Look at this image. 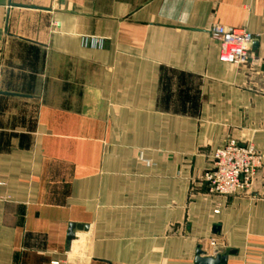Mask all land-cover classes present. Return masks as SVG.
Returning <instances> with one entry per match:
<instances>
[{
	"label": "crops",
	"instance_id": "crops-1",
	"mask_svg": "<svg viewBox=\"0 0 264 264\" xmlns=\"http://www.w3.org/2000/svg\"><path fill=\"white\" fill-rule=\"evenodd\" d=\"M230 138L264 159V0H0V264H264V166L203 181Z\"/></svg>",
	"mask_w": 264,
	"mask_h": 264
},
{
	"label": "built area",
	"instance_id": "built-area-1",
	"mask_svg": "<svg viewBox=\"0 0 264 264\" xmlns=\"http://www.w3.org/2000/svg\"><path fill=\"white\" fill-rule=\"evenodd\" d=\"M210 34L219 46V61L222 64L235 69L253 65L255 39L251 33L215 25ZM263 166V156L253 146L229 139L213 153L212 167L204 174L203 181L213 196L229 198L246 195ZM211 246L216 248V242H211Z\"/></svg>",
	"mask_w": 264,
	"mask_h": 264
},
{
	"label": "water",
	"instance_id": "water-1",
	"mask_svg": "<svg viewBox=\"0 0 264 264\" xmlns=\"http://www.w3.org/2000/svg\"><path fill=\"white\" fill-rule=\"evenodd\" d=\"M254 46H257V44H255ZM88 230L89 228L84 226H76V225L71 226L69 231V238H68L69 244H71L76 240L77 232H84ZM234 255H236V252L231 251L229 252V254L219 255L216 256L215 258H212V257H207L206 254L201 249H198L196 253L195 264H227L228 258Z\"/></svg>",
	"mask_w": 264,
	"mask_h": 264
},
{
	"label": "rangeland",
	"instance_id": "rangeland-1",
	"mask_svg": "<svg viewBox=\"0 0 264 264\" xmlns=\"http://www.w3.org/2000/svg\"><path fill=\"white\" fill-rule=\"evenodd\" d=\"M253 61H254V59H253ZM252 66H253V65H252ZM230 139H232V138H230ZM228 140H229V139H228ZM234 140H235V139H234ZM236 141H237V140H236ZM237 142H238V141H237ZM251 146H253V145H251ZM253 147H254V146H253ZM254 148H255V147H254ZM255 149H256V148H255ZM210 246H211V243H210ZM211 249H212L213 251H216L215 254H219V253L221 254V253H223V252L225 251V248H223V247H219V246L216 247V248H215V247L213 248V247L211 246ZM201 250H202V249H201ZM203 250H204V249H203ZM203 250H202V251H203ZM203 252H204V251H203ZM215 254L212 253V256H214ZM218 256H219V255H218ZM215 257H216V256H215Z\"/></svg>",
	"mask_w": 264,
	"mask_h": 264
}]
</instances>
